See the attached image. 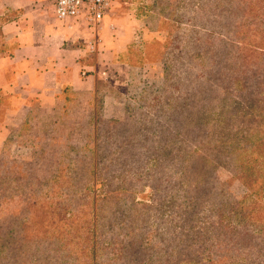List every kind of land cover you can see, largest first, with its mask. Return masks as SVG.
<instances>
[{
  "label": "rangeland",
  "instance_id": "rangeland-1",
  "mask_svg": "<svg viewBox=\"0 0 264 264\" xmlns=\"http://www.w3.org/2000/svg\"><path fill=\"white\" fill-rule=\"evenodd\" d=\"M239 3V0H228L227 12L213 20V12L192 11L193 5L187 0H111L108 30L113 29L116 12H124L122 26L117 29L128 41L127 49L119 54L118 61L133 65L128 69L126 81L115 91L121 110H115L116 117L112 120L130 125L126 134L131 135L125 144L122 142L125 128L116 125L113 130L117 140L123 143L120 148H112L111 142L110 148H93L90 150L92 158L88 157L87 150L73 155L68 152L66 161L73 160L74 164L54 166L57 154L66 152V145L82 147L86 135L92 137L94 131L99 133L104 129L93 125V133H87L86 122L91 115L88 111H96L98 105L96 114L101 119V114L106 113L102 100L94 98L74 100L71 108L80 111L72 117L32 116L22 125L20 133L12 132L13 143L19 144L20 148L13 144L7 158L1 151L0 161H18L19 157L29 160L33 150L37 154L47 150V155L35 158L30 165L0 167V189L4 188L6 202L12 200V207L18 204L26 213L29 208L32 210L31 219L24 224L22 243L17 236L12 242L7 239V229L10 225L16 226L17 222L0 219V242L5 243L0 264H24L30 256L37 259L36 264H76L75 257L83 247L86 255L78 264H264V193L260 195L263 189L248 196L250 192L246 185L231 174L234 166L229 163L230 156H225L229 148L224 143L227 138L236 133L237 128L242 130L249 125V120L244 121L237 115L233 117L229 99H237L236 112L243 104L254 100L253 95L241 90L230 95L231 82L237 79L245 82L249 77L261 76L264 69V53L253 48L264 47L260 43V34H264V0H250L249 4L244 0L246 6ZM177 9L180 21L184 23L180 29L184 28L183 35H187L182 54L183 44L177 42L179 26L171 20L172 12ZM209 29L228 38L238 32V36L249 43L245 48L253 55L246 58L244 51L242 58H237L239 45L224 38L218 41L216 35L206 32ZM182 39L180 35V41ZM168 45L170 51L165 54ZM177 47L179 51L172 50ZM163 54L170 61L168 70L165 69L168 77L180 83L174 85L178 91H173L171 96L168 121L162 117L167 112L162 97L166 74ZM243 57L244 61L241 60ZM255 85L256 82L250 84L258 91ZM6 104L0 99V121ZM149 104L152 115L147 120L151 118V124H147V132L145 129L137 131L146 119L144 107L149 109ZM182 104L180 116L172 112L180 109ZM83 110L86 111L84 117ZM113 111V105L109 106L108 112ZM108 112L107 119L111 118ZM87 141L86 147L99 142L93 138ZM129 142H132L131 146H127ZM195 146L225 152L220 158L224 167L219 170V177L238 202L233 221L234 238L239 239L236 244L227 243V232L216 226L215 207L196 213L193 219L187 217L186 223L178 220L181 209L167 207L161 177L168 174L167 164L174 163L178 157L192 151L194 159L200 157L199 151H194ZM112 151L117 154L115 159L120 161L119 164L110 158ZM173 158L175 160L170 162ZM194 166L198 164L194 163L191 168ZM179 167L176 162L175 171ZM55 168L60 174L53 188L47 179ZM256 168L264 177V162H257ZM134 171L140 174L136 178L132 175ZM119 174L121 176L116 177ZM197 176L192 172V179ZM1 196L0 192V200ZM254 201L258 204L253 205ZM7 208V211L12 210L10 204ZM250 208H255L256 212L241 219L240 213L250 212ZM221 210L227 214L225 206ZM220 223L225 225V220ZM217 242L227 245L216 248L211 245ZM13 252L20 254L16 261L10 260Z\"/></svg>",
  "mask_w": 264,
  "mask_h": 264
},
{
  "label": "crops",
  "instance_id": "crops-1",
  "mask_svg": "<svg viewBox=\"0 0 264 264\" xmlns=\"http://www.w3.org/2000/svg\"><path fill=\"white\" fill-rule=\"evenodd\" d=\"M123 15L116 12L113 29L108 30V14L93 31L73 20H58L48 0H0V99L7 102L0 121L4 158L14 148L12 132L17 133L32 116H74L80 111L71 108L74 100H102L106 113L101 117L109 121L116 117L121 104L115 91L133 67L118 61L128 45L117 29ZM111 104L113 113L108 112Z\"/></svg>",
  "mask_w": 264,
  "mask_h": 264
},
{
  "label": "trees",
  "instance_id": "trees-1",
  "mask_svg": "<svg viewBox=\"0 0 264 264\" xmlns=\"http://www.w3.org/2000/svg\"><path fill=\"white\" fill-rule=\"evenodd\" d=\"M187 1L191 2V4L193 5L192 11L202 9V11L208 10L209 12H213L212 13L213 20L214 19L218 20L219 18L218 15L221 13H226L228 9L227 7L228 0H201L200 2L195 1V0H187ZM239 2H240L239 4L243 6L245 4H249L250 0H245L246 2L245 4H244V0H239ZM172 13H173L172 14L173 16L171 17V20L173 21V23L176 22V24L179 26L177 30L178 31V35H177L178 41L177 42L178 43L181 42V44H183V47L181 49V54H182L185 51V43H186L185 40H186L187 35H183V32L185 30L184 28L180 29V27L184 25V23L180 21L181 20V17L179 15L180 11L177 9L176 12H172ZM242 19H243V10H242L240 21H242ZM237 25L240 26L242 24H237ZM206 32L214 36L216 35V37H218L217 38L218 41L220 40L223 41V38H224V40L227 39L228 42L233 40L235 43H237L239 45V48H237V54H238L237 58H239L238 56L242 58L244 51H246L245 53L246 58H249V55H253V52H251L250 49L245 48V46L247 47L249 46V43H246V40L244 38L238 36L239 34L238 32L233 33V35L230 36L231 38L225 37L226 36L225 34L217 33L214 29H209ZM168 35H169V32H168ZM180 35L183 36V39L181 41H180ZM261 37H262V40L260 43L264 45V34H260V38ZM253 48L264 53V47L253 46ZM179 49L180 48L178 47L176 49L172 48V50H178V51ZM169 51H170V47L168 45L167 49H165L164 52H166L165 54H168ZM241 60L244 61V57ZM169 62L170 61L164 58V54H163L164 70L165 69L168 70ZM166 70H165V73H166L165 79L162 83L163 86L165 85L162 97L165 98V100L163 101H165L164 106H165V110H167L168 113L167 112L163 113L162 117L168 121V119L171 117V113L170 111H168L171 107V102H170L171 96L173 95V91H178L177 87H175L174 85L175 84L180 85V83L176 79L173 80V77L172 78L168 77L169 73H167ZM178 72L179 74L181 73L180 71ZM260 74L261 76H258V77L252 76V77H249L248 80L245 79V82L239 79H237L236 82H234L235 80H232L233 81L231 82L232 85H230V88H229V90L231 91L229 92L230 95H232L234 91L241 90V91H245L249 95L254 96V100L247 102V105L245 106L243 104L242 108H240V110H238L237 112H236V108H234V104H236L235 101H237V99H234V100L229 99V104L232 102L231 108L233 111V114H232L233 117L235 115L241 116L244 119V121L249 120V125L246 126V128H242V130H239L237 128L234 131L236 133L229 136V138H227V141L224 142V143H227L226 145H229L228 151L226 152L225 156H228V157L230 156L229 163L232 165V167L234 166L232 169L233 173L231 172V174L239 178L240 182L243 185L244 184L246 185L247 189L250 192L247 194L248 196L256 195V191L258 189L260 190L263 189L262 192H260V195L264 193V179H263L264 177H262L261 174H259L256 168L257 162L259 161L264 162V69H263V72ZM253 77H255L256 79L253 80ZM260 79H261V82H259ZM255 82H256L255 89H258V91L253 90L252 86H250L251 83H255ZM171 89H172V93H171ZM142 94L144 95V93ZM153 96L151 100L153 99ZM145 99H147V97H145ZM68 101H71V100H68ZM183 106L184 104L181 105L180 109L179 108L175 109L172 112L180 116L182 114ZM98 108L99 107L97 105L96 111H98ZM144 109H145L144 117L146 119L143 120L142 124H139V128L137 129V131L139 129L140 130L143 129L144 131L145 129V132H147V124L148 125L151 124V123L149 124V122L151 121V118H149L148 120L147 118L148 116L152 115V113L150 112L152 109L150 108V104H149V109L148 107H144ZM96 111L94 112L90 111L91 115L88 121L86 122L87 133L88 134L93 133L92 131L93 125H97V127L103 126L104 129L100 130L99 133L97 131H94V133L92 134L93 135L92 137H90L89 135H86L84 139L88 140L90 138H93L94 141L99 140L98 144L96 143V145H94L93 147H86L87 142L89 141L85 140L86 143L82 147L81 146L72 147V145L71 146L66 145L65 146L67 147L66 152L65 153L59 152L57 154L56 158L57 157L58 158L54 160L53 162L54 166L60 167L68 163L74 164L73 160H69V162L66 161V158L69 157L67 156L68 152L73 155L75 154L74 152H81V151L84 152V150H87V153H89L88 157L92 158V153L90 150L93 148L99 149V150L103 148L105 149L110 148V142L112 143V148H116V147L120 148L121 145H123L122 142H125L126 144L127 137L131 135V134H126V132L130 130V125L128 124L122 125L119 121H116V120L109 121V120L101 119L98 116V113L96 114ZM26 122L24 124H26ZM116 125L122 126L123 129L125 128L123 130L125 140H122V142H120L119 139L117 140L118 136L116 134V131L113 130V128ZM21 129H22V126L17 130V133H20ZM50 140L53 141V138H50ZM131 143L132 142H129L127 146L129 145L131 146ZM200 147H203V148H200ZM126 148H129V147H126ZM194 148H195L194 151H199L200 157H198L197 159H194L192 157L193 151L190 152V154L188 153L187 155L183 157H178L174 163L167 164L166 171L168 172V174L161 177L164 181L163 186L166 190L164 197L167 200V207L168 206L173 207L172 210H175L177 208L181 209V216H177V217H178V220L183 223L184 222L186 223L187 220H189L187 219V217L193 219L196 213L200 214L201 211L208 210V207H211V208L215 207L214 210L216 211V215L218 219V221L216 222V226L219 229L225 230L227 232L228 234L227 243H230L231 245H233L234 243L236 244L239 239L234 238L235 227H234L233 221H234V216H235V212H234L235 204H237L238 202L236 203L229 188L227 187L226 184L224 185V183L220 181L221 178L219 177V170H222L221 168L224 167L223 166L224 164H221L220 162V158L223 157V153L225 152L218 150V149H213L214 151L207 150V149L212 148L208 146H195ZM45 151L47 150H44L43 152H40L39 154H37V152L33 150L31 159L29 160L25 159V160H18V161L17 160L7 161L6 159H2L0 161V167L3 168L4 166L9 165V164L10 165H21V164L30 165L32 161L33 162L35 161V158L39 159V157H42L41 155H43V157L44 156L46 157L47 153ZM125 156H123V158H126ZM96 157H97V154H96ZM115 157H117V154L112 151L110 158L115 159ZM97 158H99V156ZM175 158H173L170 162H173ZM117 161L118 159H115L113 160V163L119 164L120 161L119 162ZM176 162H177V165L181 167H179L175 171ZM193 162L197 163L198 166L197 167L194 166L192 169L191 166L194 165ZM187 165L189 166L187 167ZM226 170H227V167H226ZM192 172L193 173L196 172V174L198 175L197 178L192 179L191 177ZM51 173L52 174H50L47 180H49L50 186L52 185L54 188V183L58 180L60 173L58 172V168L53 169ZM54 173L56 174L54 175ZM144 174H147V173H144ZM132 175L136 178L140 174H138L137 171H134L132 172ZM120 176L121 175L119 174L116 177H120ZM192 180L194 181L192 182ZM0 192L2 194L1 196L2 199L0 200V219L9 218L17 222L16 226L10 225L9 228L7 229V239H9L12 242L14 241V238L17 236L21 238L19 242L22 243V240L25 237L24 236L25 234L24 224H26L27 220L31 219L30 216H31L32 210L29 208L28 213H26V211L23 210L22 207L19 206L18 204L12 207V200H9L8 201L9 203L6 202L5 200L4 188H1ZM260 195L258 197H262ZM8 204L11 205L12 210L9 209L7 211ZM256 204H258L257 201H254L253 205H256ZM223 206H225L226 213H227L225 215L221 212L222 211L221 208H223ZM69 211L70 210L68 209L67 213ZM248 211L250 212L246 213L242 211L240 213V218L244 219L246 216H250L251 213L256 212V209L250 208ZM70 213H68L69 216L71 215ZM224 220H225V225L222 226L220 221H224ZM179 228L180 227H178V229ZM183 230H185V226L183 227ZM4 244H5L4 242H0V255L3 253ZM211 245L216 248L217 246H222V245H227V244L222 243V242H217V243H212ZM78 252H79V255L75 257L76 264H78V262L80 261H83L86 255V250L84 247L80 248ZM19 256L20 254L13 252V255L10 256V260L16 261V259H19ZM221 258H223V256ZM36 260H37L36 258H34L33 256H30L24 264H36Z\"/></svg>",
  "mask_w": 264,
  "mask_h": 264
},
{
  "label": "built area",
  "instance_id": "built-area-1",
  "mask_svg": "<svg viewBox=\"0 0 264 264\" xmlns=\"http://www.w3.org/2000/svg\"><path fill=\"white\" fill-rule=\"evenodd\" d=\"M58 20H73L96 31L111 10V0H48ZM91 51L94 44L88 43Z\"/></svg>",
  "mask_w": 264,
  "mask_h": 264
}]
</instances>
